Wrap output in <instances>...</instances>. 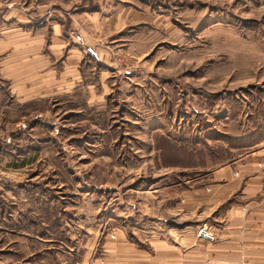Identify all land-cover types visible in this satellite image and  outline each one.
Here are the masks:
<instances>
[{
	"label": "rangeland",
	"instance_id": "rangeland-1",
	"mask_svg": "<svg viewBox=\"0 0 264 264\" xmlns=\"http://www.w3.org/2000/svg\"><path fill=\"white\" fill-rule=\"evenodd\" d=\"M32 1L120 21L100 38L103 98L2 97L0 264H69L92 230L148 223L162 181L197 186L264 147V0Z\"/></svg>",
	"mask_w": 264,
	"mask_h": 264
},
{
	"label": "crops",
	"instance_id": "crops-1",
	"mask_svg": "<svg viewBox=\"0 0 264 264\" xmlns=\"http://www.w3.org/2000/svg\"><path fill=\"white\" fill-rule=\"evenodd\" d=\"M43 7L0 0L1 109L4 94L33 109L50 102L88 105L105 95L112 68L100 38L106 23L110 30L120 20H98L99 10L91 17L54 16ZM97 67L104 70L95 77ZM162 182L152 189L157 194L144 195L146 203L159 199L146 208L148 223L128 235L92 230L69 264H264V147L247 161L215 167L200 185ZM202 226L210 240L196 236Z\"/></svg>",
	"mask_w": 264,
	"mask_h": 264
},
{
	"label": "built area",
	"instance_id": "built-area-1",
	"mask_svg": "<svg viewBox=\"0 0 264 264\" xmlns=\"http://www.w3.org/2000/svg\"><path fill=\"white\" fill-rule=\"evenodd\" d=\"M196 236L199 238H205V239H211L212 237L210 236V234L207 233L205 226H202L201 228H199L196 232Z\"/></svg>",
	"mask_w": 264,
	"mask_h": 264
}]
</instances>
